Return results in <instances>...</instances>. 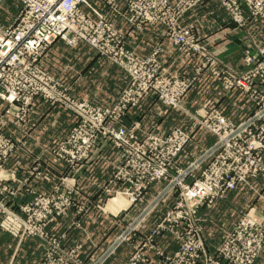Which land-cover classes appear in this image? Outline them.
<instances>
[{
    "label": "built area",
    "instance_id": "built-area-1",
    "mask_svg": "<svg viewBox=\"0 0 264 264\" xmlns=\"http://www.w3.org/2000/svg\"><path fill=\"white\" fill-rule=\"evenodd\" d=\"M93 1L104 7L107 14L118 16L134 30H141L148 24L162 28L164 33L172 28V17L191 4L190 0H179L173 5L167 0ZM218 1L231 13L239 27L251 19L264 22V0ZM19 2L21 8L12 25L0 28V104L8 108L7 113L14 109L20 114L22 124L37 100L70 113L73 120L66 136L51 150L53 160L64 170L58 182L48 194L34 189H29L26 194L25 189L24 193L30 199L18 210H13L9 204V197L14 195L8 183L13 176H2L3 166L15 153L16 147L0 133V230L20 242L37 240L43 247V255L36 264H84L77 255L81 249H64L62 242L65 236H49V228L67 217L70 211L77 215L85 213L84 206L77 207L80 194L73 176L108 146L116 154V163L112 165L99 158L112 168V174L98 190L101 194L128 198L123 211L138 205L143 208L128 224L125 235L117 239L119 244L94 264H101L123 242L132 240L148 219L161 207H166L165 201L171 197H174L173 204L165 208L142 246L148 245L154 250V239L170 235L180 249L173 257L159 253L164 263L195 264L198 253L203 250L200 233L204 215L201 216L200 211L207 213L238 186L250 187V183L257 179L264 181V92L260 91V87L264 89V48L258 50L257 55V51L245 53V68L241 70L244 76L235 79L225 70L218 77L222 93L219 90L216 95L214 110L204 114L198 112L190 117L199 129L213 138V142L199 147L196 157L181 166V158L193 143L191 134L176 129L167 134L146 131L138 135L137 129L125 126L122 120L129 110L139 106L150 95L170 110H182L180 104L187 92L211 62L204 60L192 79L169 75L155 57L141 59L125 51L123 34L108 22L107 14L100 13L88 0ZM164 33L163 36L167 35ZM169 40L175 42L178 51L190 56L202 52L195 35L176 31L171 32ZM57 41L71 47L84 43L128 76L127 84L112 108L78 102L58 79L41 69L44 54ZM184 47L191 52L184 51ZM229 77L233 81H229ZM232 93L243 97L242 100L238 98L240 102L247 101L252 105L251 111L238 122L228 119L225 106L218 105ZM27 174L39 178V164H34ZM25 185L26 181L22 180L21 186ZM150 190L156 193L149 200H144ZM247 215L250 214L246 213L244 217ZM52 237L56 239L50 241ZM221 245L217 250L221 263L254 264L264 250V224L255 220L240 223ZM150 263L151 259L144 252L136 253L125 264Z\"/></svg>",
    "mask_w": 264,
    "mask_h": 264
},
{
    "label": "crops",
    "instance_id": "crops-1",
    "mask_svg": "<svg viewBox=\"0 0 264 264\" xmlns=\"http://www.w3.org/2000/svg\"><path fill=\"white\" fill-rule=\"evenodd\" d=\"M88 1L93 3V5L95 4L93 0ZM0 2V28H3L11 24L18 11L19 2L18 4L16 3V0H0ZM13 4H16L15 10L11 6ZM120 5V11H122V4ZM99 9L104 14H107V11L104 7H101ZM108 15L109 14H107V17ZM110 16L114 25L123 33L127 34V46L128 48H133V46L136 47L135 52L137 53V55L141 57H146L151 53V51L157 48L160 50V53L158 55L159 62L164 67L167 66L172 71L183 73L184 75H187L189 72H191L192 69H194L198 65L196 58L187 59L182 63V57L179 54H176L170 44L166 40H164L162 36V28L146 26L143 27L141 31H136L134 29H130L126 25V23L118 16ZM183 22L184 24L195 23L198 33L202 37V40H204V43L207 42V40L209 39L220 38L219 41L211 43L208 49H210L211 52L216 51L218 48H220V50L224 49L220 52V56L218 54H215V58H217V60L220 61L222 64H229L231 66H233L234 63H239L238 69L242 68V64L239 61L241 57L240 43L238 39L240 37V33L234 31L233 24L231 23L229 17L227 16L226 12L220 7L216 0L205 1L194 11L188 13L185 16ZM247 31L251 35H255L259 40L264 41V22L254 19L249 20ZM49 49V52L45 54V57L40 62L41 69L51 75L54 74L61 78V80L66 83V86L68 85L67 87H70V95L75 100L86 102L89 105L99 108L110 107L115 102V99L119 94L118 91L121 90L119 89V86L121 87V82L124 84L126 83V76L119 69H117L115 66L110 65L107 61H104L105 59L97 57L96 54L89 47L84 46L83 44H79V46L75 48H70L64 43L57 41ZM71 55L77 58V61H75L76 63L79 64L81 61H85V64L79 66L76 63H73L74 60L70 62L69 57H71ZM63 61H67L68 63H65ZM63 65H66L65 70H63L62 68ZM208 70L214 73V75L216 74V72H214V69ZM208 70H206L202 74V76L199 78L198 83L201 84L200 86H203V88L206 87V89L203 90V92L198 88L197 92H192V90L189 92V94L186 95L183 100L185 102L186 109L190 110L192 113L198 111L197 109L200 108L201 102L204 101V99L201 100L202 98H206V96L212 95L213 92L217 90V88H219V82L216 77L212 78V80H207L208 78L206 77V73ZM94 71H98L97 73L100 74L99 79L101 78V74L103 75L102 82H104L105 84L104 87L110 84L109 81L116 80L119 85L118 88L114 87L115 89H112L109 94L102 92V96L105 95V97H100L98 99L91 98V85H89V81L87 82V78H89L91 73H93ZM62 72H66V74H64V76H59L58 74H61ZM70 72H73L72 79H69V75H67ZM78 85L82 87L81 92L79 93H77L76 91L78 90L75 89ZM239 100L238 95L231 94L229 97H224L222 100L219 101V103L220 105L223 104L225 106L227 114H231V112L238 111V115L242 113H247V111H249L247 110V108L239 107L241 104ZM189 102L190 104L191 102H196L198 104L197 106L192 108L188 105ZM157 103L158 102L152 97L145 99L140 105V110L137 111L139 112V115L135 114L136 110L129 111L126 117L124 118V123L128 125L132 122L138 121L141 124L142 129L148 130L153 127L160 128L161 122L156 123L155 126H152V124H149V126L143 125L145 119L149 118L152 115ZM169 113H171V111L165 110V112L160 113V115L157 116H163L162 119H164L167 117L166 114ZM183 116H185V118H187L189 122H191L190 117H187L186 115ZM72 120L73 117L70 115V113L57 108L49 107L40 100L34 102V105L32 106V109L27 116L26 122L23 124L13 121L12 118L9 116H3L2 111L0 112V128L4 126V130H7L8 132L14 135H19L20 133H22L23 138L20 140L21 144H27L28 146L30 145L32 151H35L37 153H44L48 150H51L56 145H54V143L58 139L62 137L64 138L68 132ZM200 132L202 131L199 128L195 129V131H192L193 136H196V140H198V138L200 137ZM201 135L206 136L207 134ZM194 141L191 145L187 147L180 162L188 159L186 158L187 156L191 157L193 151L191 152L190 150L194 149V146L195 148L197 146V143ZM212 142L213 138L211 137V141L208 145H210ZM197 148L199 147L197 146ZM34 155L28 156L27 154H21L16 152V158L9 159V161L5 164V169L9 170L13 168V170L16 171L15 184H20V193L24 194L22 195L24 199H20V202L29 199V196L25 195L24 193L25 190L21 187V180L26 177V171L34 165V163L32 162V160L34 159ZM95 158L96 159H94L92 163L88 164L78 174V178L80 177L79 180L87 181L93 186V190L90 192L92 197L91 199L93 200L97 199L99 195L101 196V193L98 188H102L112 174V168L103 161L99 160V158L105 159L112 165H114L116 163V154L111 147L107 146L102 150L100 154H97ZM52 159L50 162L51 165L48 166L44 165L43 163H39L41 172L40 182L38 184H35L32 183L33 180H31L30 183L35 186L37 190L41 193H44L43 191L49 190L54 184V180L58 179L62 171H64L62 167L59 166ZM253 189H257V192H255ZM81 198L85 202H89L90 199V197L86 196H81ZM18 202L19 201H17V203ZM90 202L92 201L90 200ZM215 205L216 206L213 209L207 212V216L205 217V220L202 223L204 231L208 227V231L211 232V235L206 234L208 240L217 241L219 238H221L220 236L226 232L227 228L230 229L234 225L230 218L225 220V217L221 215L223 213L222 209L225 212H229V216L234 215L235 212L238 215V213L250 209L251 211H254L256 219L264 224V181H262L261 179L252 181L250 183V190L246 187H238L234 192L229 193L226 196L225 201L223 199L221 201H218ZM92 210L94 212V209ZM103 210L104 212H106L105 208ZM161 210H163L164 213L165 209ZM130 211L122 215L119 219H122L123 221L125 218H127V215L130 213ZM204 214H206L204 213V210L200 211L201 216ZM88 218H85L82 221L84 227H87L88 224H90L91 222L93 224H95V222H100L96 224L99 227H101V225H103L102 227H104L107 224L102 223V219L99 218L100 220H98V218H95L94 216H92L91 220ZM159 218V215L156 217L152 216L140 227V231L138 233H142L143 230L147 232L150 231V229L154 226L155 222ZM112 223H114L113 226L116 224L113 220ZM55 227L56 225H54V227L52 228ZM213 227L215 230L213 229ZM215 231H218L219 233L216 235L217 237L215 236L214 239H211V237H214L212 233H214ZM203 239L204 243H207L205 235H203ZM93 240L96 239L93 238ZM30 241L31 239L23 241L20 247H24ZM32 241H36L34 243L38 246L37 240ZM12 242L15 245V242L0 230V247L2 249V254H5L4 258L6 259V261H8L10 257V246ZM154 242L156 247H165V253L172 252L176 248V241L170 235H167L164 238H156ZM150 256L152 257V261L150 264H162L159 258H155L153 254H151ZM121 261L119 264L123 262ZM255 264H264V250L261 256L255 262Z\"/></svg>",
    "mask_w": 264,
    "mask_h": 264
},
{
    "label": "rangeland",
    "instance_id": "rangeland-1",
    "mask_svg": "<svg viewBox=\"0 0 264 264\" xmlns=\"http://www.w3.org/2000/svg\"><path fill=\"white\" fill-rule=\"evenodd\" d=\"M16 1H17L16 3L18 4L19 0H16ZM167 1L169 3H172V5H173V4L177 3V1H179V0H167ZM200 1L201 0H199V1L197 0V1L193 2V0H190L189 1V2H191L190 5L184 6V9H183L182 12H179L177 16L172 17V20H171V23H172L171 27L172 28L167 30V31L165 30V33H167V35H165V36L162 35L164 40H166L170 44V46L172 47L173 51L176 54H179L182 57V59H183L182 63L184 61H186L187 59L196 58V60L198 62V65L194 69H192L191 72H189L187 75H184L183 73H178L176 71H172L167 66L164 67L158 60V55L160 53V50L157 49V48H155L153 51H151V53L148 56H146V57H141V56L137 55V53L135 52L136 51V47H134V46H133V48L129 47L130 48L129 49L128 46H127L128 45L127 44L128 43L127 42V34L123 33L121 30H119L114 25V23L112 22V19H111V16H110V15H112V13H110L108 15L107 20H108V22H111V24L115 27V29L119 30L123 34L122 36H124V43H125V49L124 50L125 51H127L129 53H132L133 55H135L136 57L141 58V59H147L149 57H155L157 63L161 65L160 67L165 69L169 75H177V76H179V77H181L183 79H192L195 76V73L198 72V70H196V69L200 68L204 64V62H205L204 60L208 59V61L211 62V64H207L206 67H205L206 69L203 68L204 70L199 73V76L196 79L195 85L189 89L187 94H189V92L192 91V90H193L192 92H197L198 89H200L203 92V90H205L206 87L203 88V86H200L201 84H198V83H199V78L202 76V74L206 70L214 69V72H216V74L214 75V73H212L210 70H208L207 73H206L207 74L206 77L208 78L207 80H212V78H215V77L218 79V77L220 75H222V72H224L225 70H226L227 74L230 73V74L233 75V77L235 79H238V78L244 76V74L241 73V70L245 68L244 67V65H245V56H246L245 53L247 51L256 53V51H257V53H256V55H257L258 54V50L264 48V41L259 40L255 35H251L247 31V26L249 24V21H245L244 26L243 27H239L238 24L236 23V21L234 20V17L232 18L231 13L226 11V9L221 5V3L218 0H216L218 2V4L220 5V7L226 12L227 16L229 17L231 23L233 24L234 31L240 33V37L238 39H239V43H240V54H241V57H240L239 61L242 64V68L238 69L239 63H234L233 66H231L229 64H222L220 61L217 60V58H215V54H218L220 56V52L222 50H224V49L220 50V48H218L216 51H212V52L210 51V49H208V47H209V45L211 43H214L215 41H219L220 38L209 39V40H207V42L204 43V40H202V37L198 33V30H197V27H196L195 23L184 24V22H183L185 16L188 13H191L198 6L202 5V3H204L203 1H202V3ZM0 4H1V2H0ZM11 6L15 10L16 4H13ZM94 7L100 13L103 14V12L99 9L101 7L98 8V4L97 3L94 4ZM20 8H21V6H20V2H19V8H18V11H17L16 15L19 13ZM16 15H15V17H16ZM15 17H14V19H15ZM89 17L96 21V19L93 18L92 15H89ZM14 19L12 20V22H11V24L9 26L12 25ZM9 26L3 27V28H7ZM146 26H150V25L145 24L144 27H146ZM128 27L130 29H132L130 26H128ZM154 27H157V26H154ZM141 30H136V31H141ZM176 31H179L180 33H187L188 36H191V35L194 36L195 35L199 39L197 42H200V47L202 48V52L204 54L201 52V54H196V55L190 56V55H188L186 53L178 51L176 49V47H175V42L169 40L170 36H171V32H176ZM163 33H164V30H163ZM60 42H62L65 45H67L63 41H60ZM79 44H82V43H78V44H76L73 47L68 46V45L67 46L70 47V48H75V47H78ZM83 45L87 46L84 43H83ZM184 48L187 49V50L184 49V51H190L191 52V50L189 48H187V47H184ZM47 52H49V51L47 50L45 54H47ZM45 54H44L43 58L45 57ZM96 56L99 57L98 55H96ZM69 59H70V62H72L74 60L73 63H76L75 61H77V58L75 56H72V55H71V57H69ZM104 61H107L110 65L115 66L117 69H119L111 61H109V60H104ZM63 62L68 63L67 61H63ZM76 64L79 65V66H82V65L85 64V61H81L79 64L78 63H76ZM180 64H181V62H180ZM219 67H221V68H219ZM62 68H63V70H65L66 65H63ZM120 71L126 76V83L124 84V83L121 82V87L118 85L116 80H114V81L112 80V81H109L110 84L106 85L105 86L106 88H105L104 87L105 84H104V82H102L103 75L101 74V78L99 79L100 74L97 73L98 71L97 72L94 71L95 73L94 72L91 73L90 77L87 78L88 79L87 82L89 81L90 82L89 85H91V94H90L91 98L98 99L100 97H105V95L102 96V92H105V93L109 94V92H111L112 89L113 90L115 89L114 87L118 88V86H119V89H121V90L118 91L119 94L117 95V98L115 99V102L110 107H107V108H104V109H110V108H112L114 106V104L118 100V97H119L120 93L122 92V90L124 89L125 85L127 84L128 76L122 70H120ZM44 72H46V71H44ZM47 74H49V73H47ZM64 74H66V72H62L61 74H58V75L59 76H64ZM49 75H51V74H49ZM67 75H69V79H72L73 72H70ZM51 76H53L54 78L58 79L61 82V84L64 85V87H66V88H68L70 90V87H67L68 85L66 86V83H64V81H62L61 78H59L57 75L53 74ZM229 81H233V80L230 79V77H229ZM218 82H219V80H218ZM220 82H219V88H217V90H215L212 95H208V96H206V98H202L201 100L204 99L203 102H201V100H200L201 106H200V108L197 109L198 111H196L195 113L194 112L192 113L190 110L186 109L184 101H182V103L180 104V108L182 110H170L161 101H158L155 96H153V95L148 96L147 98L152 97L158 103H157L156 108L153 111L152 115L149 118L145 119V121L143 122V125L144 126H149V124L150 125L152 124V126H155L156 123L161 122L160 128L153 127L151 129H148V130L142 129L141 124L138 121L132 122V123L126 125L124 123V118L126 117L127 114L123 117L122 122L127 127L133 126L135 129H137L138 130V135H140V134H142V132H146V131H154V133H156V134H167V133L171 132L172 130H176L177 129V130L185 131L187 134L189 133V134H191L193 136L192 131H195V129H197L198 126H197L196 122L193 121L191 118H190L191 122H189V120L187 118H185V116H183V115H186L187 117H192V116H195L198 112H199V114H201V113L204 114V112H208L209 113L212 110H214V107L217 105L216 104L217 101L215 99L216 95L219 92V90H220V93H222L221 92L222 90L220 89ZM78 86L75 88V89L78 90V91H76L77 93L81 92V88H82L80 85H78ZM260 91L264 92V89L262 87H260ZM233 94L234 93H232V95ZM238 98L240 100L243 99V97H241L240 95H238ZM78 102H81V101H78ZM83 103H86V102H83ZM240 103L241 104H240L239 107L247 108V110H249V111H247V113H242L240 115H238L239 111L238 112H231V114H227L226 113L225 115L228 117V119H232L231 121L238 122V121L242 120L251 111L252 105H251L250 102L246 101L245 103H242V102H240ZM246 103H248L249 105L246 104ZM141 104H142V102L140 103V105ZM197 104L198 103H196V102H191V104L189 102L188 105L193 108V107L197 106ZM140 105L135 107L134 109H131V110H136L135 114L139 115V112H137V111L140 110ZM218 105H220V104H218ZM0 107H1L0 112L2 111V115L3 116L4 115L5 116H9V117L12 118L13 121H15L17 123H21V121H19L20 120L19 119L20 118V114L15 113L14 109L8 110L9 112L7 113L6 111H7L8 108L4 104L1 105ZM164 109L166 111H171V113L166 114L167 117L162 119L163 116L159 117L157 115H160V113L165 112ZM131 110H129V111H131ZM3 127L4 126H2L0 128V133L3 135V137H5V139L10 141L12 143V145L16 147L15 153H13L12 156H10L8 158V160L5 162V164L9 161V159H12V158L15 159L16 158L15 157L16 152L17 153H21V154H27L28 156L29 155L32 156L35 153H37L35 151H32L30 145L28 146L27 144H21L20 140L23 138V134L22 133H20L19 135H14V134H11L10 132H8L7 130H4ZM200 130L202 132H204L202 129H200ZM202 132H200V133L206 135L205 132L204 133H202ZM201 134H199L200 137L198 138V140L195 139L196 136L195 137L191 136V137H192L193 141L195 139L194 142L197 143L198 147L203 148V147H206L210 143L211 137H209L207 135H206L207 136L206 137V136H203ZM13 136H15V137H13ZM62 139H63V137L58 139L54 143V145L55 144L57 145V143H59ZM197 146H196V148L194 146V149L190 150L191 152L193 151L191 157L187 156L186 158H188V159H186L185 161H182L181 162V166L182 165H186L187 163H189V161L193 160L196 157V154L198 153V151H200L197 148ZM51 150H48L47 152H44V153H39L38 152L37 154L34 155V157H33L34 159L32 160V162L34 164L43 163L46 166L51 165L50 162H51V159L53 158ZM5 164L3 166V172H2L3 174H2V176L7 177V174H10L11 176H13L11 178L13 180H10L9 183H8L10 185L9 187L12 190L13 195H14V196H10L9 197V202H10L9 204H10V206H11V208L13 210H18V207H20L26 201L28 202V200L20 202V199L21 200L24 199L22 197V195H24V194L20 193V184H15L16 183L15 182L16 181V178H15L16 171H14L13 168H11L9 170L5 169ZM263 165H264V162H263ZM30 168H32V167H30ZM27 173H28V170L26 171V174H25L27 179H22V180L26 181V185L25 186H21V187L24 190L26 189V194H27V191L29 189H31V190L34 189V190L38 191L37 188L35 186H33L32 184H30V183H31V180H33L32 183L38 184L40 182L41 178L40 177L39 178L32 177L31 175L29 176ZM73 178L76 179V181H77L78 191H79V194H80V197L77 200L78 202H76L78 204L77 207L84 206L85 209H86L85 213L81 214V215H77V214L74 213V211H70L68 213L67 217L57 221V223L55 224L56 225L55 228H52V227L49 228V231H50L49 236H53V237H56V238L57 237H61V236H65V240L62 242L63 246H64V249H67V250H76V249H78V251L81 249L80 252L77 255L82 259V262L84 264H94L97 260H99L101 258L102 259L105 258V256L108 253H110L112 251V249H114L116 247V244H119V241L117 239L119 237H122V236L125 235L126 228H127L128 224L132 221V219L135 217V215L143 207L138 205L135 208H131L132 210L131 209H128L127 211L119 210L118 212H116V214H111V213L109 214L107 211L104 212V210H103L105 208L104 205H106V202L108 203L109 201L114 200V198H115L114 194H110L109 195V194H104L103 193L100 196L99 193H98L99 197L97 199L93 200V199H91L92 197H91V193H90L93 190V186L87 181L79 180L80 177L78 178V175H74ZM54 181H55L54 182V184H55V183L58 182V179H56ZM53 185L51 186V188L53 187ZM24 187H26V188H24ZM238 187H244V186H238ZM245 187L250 190V187H247V186H245ZM51 188L49 190L43 191L44 192L43 194L50 193ZM254 191L257 192V189H255ZM155 193H156L155 190H150L149 196L146 195V199L144 198V200H149L150 199L149 197L154 195ZM81 196L90 197L89 202L88 201L85 202L84 200H82ZM226 196L224 197V201L226 199ZM171 198L172 199H166L165 202L167 204L164 205L166 207H161L160 209H165L169 205H171V203L173 204L174 197H171ZM127 199L128 198H126L125 200H127ZM90 200L92 202H90ZM17 201H19V202L17 203ZM127 205H128V202H127ZM215 206L216 205H214L211 209H213ZM92 209H94V212H93ZM82 210H83V208H82ZM129 211H130V213L127 215V218H125L123 221H122V219H119L122 215L128 213ZM222 211H223V213L221 215L225 217V220L230 218V220L234 223V225L230 229L227 228L226 232L223 233L220 236L221 238H219L220 240L218 239L217 240L218 242H217L216 240L213 241V240H208L207 239V235H211V232L208 231V227L204 231L203 224H202L201 225V233H200V235H201V238H202L201 240L203 242L202 243L203 244V250H201L198 253L199 254L198 255V259H197L195 264H224V263H221V261L219 260L218 251L217 250L219 249L220 246H222L221 244L223 243L225 237L229 234V232L232 231V229L236 225H238L240 223H244L245 224V223H248V222H251V221H254V220L258 221L256 219L255 215H254V211H251L250 209L242 211L241 213H238V215L235 212V214L232 215V216H229V212H225L223 209H222ZM162 213H163V210H160L156 215H154V217H156L158 215L161 216ZM246 213H249L250 215H247L246 217H244V214H246ZM92 216H94L95 218H98V220L102 219V223H107V224L104 227H102L103 225H101V227H99L96 224H98L100 222H95V224H93L91 222L90 224H88L87 227H84L83 224H82V221L85 218H88V217H89L88 219L91 220ZM206 216H207V213L204 214V216L202 217L203 220L201 221V223L204 222ZM112 220L116 223L114 226H113L114 223H112ZM110 221H111V224H110ZM72 223H73V225H71ZM76 226H78V227H76ZM213 229H214V227H213ZM139 231H140V229L136 232V235H134V238L132 240L130 239L128 242H126V241L123 242V244L120 245L111 256H109L107 259H104L101 264H119L121 260L123 261V262L121 261L122 262L121 264H125L126 262L128 263L129 260L132 258V256L135 255L136 253H142L143 254L144 252H145V255H147L149 257V259H151V261H152V257L150 255L153 254V256L155 258H159V260H161L162 264H165L164 260L162 259V257L158 256L159 253H161L163 256L173 257V256L176 255V253L180 249V246L176 243V248L172 252L165 253L166 252L165 251V249H166L165 247L164 248L163 247H156L155 242H154L155 239L153 240V248H154V250H152L150 248V246H148V245L142 246L144 241L146 239H149V236H150L149 232L150 231L147 232V231L143 230L142 233H138ZM3 233H5V232H3ZM218 233H219L218 231H215L214 233H212V235L214 237H211V239H214L215 236ZM5 234L8 237H10L15 242V245H14L13 242L11 243V246H10V257H9L8 261H6V259L4 258L5 254H2V249L0 247V264H36V263H38L40 261V259L42 258V255H43V247L38 243V241H37L38 246L34 243L36 241H32L33 239H31L30 242H28L24 247L21 248L20 246H21V243L23 241L20 242L19 239L13 238L7 233H5ZM203 235L206 236V241H207L208 245H207L206 242H205L206 244L204 243ZM53 237L50 239V241H54L56 239V238L54 239ZM93 238H95L96 240H93ZM139 242H141V243L139 244ZM79 246H81V247H79ZM16 257H17V259H16Z\"/></svg>",
    "mask_w": 264,
    "mask_h": 264
},
{
    "label": "bare ground",
    "instance_id": "bare-ground-1",
    "mask_svg": "<svg viewBox=\"0 0 264 264\" xmlns=\"http://www.w3.org/2000/svg\"><path fill=\"white\" fill-rule=\"evenodd\" d=\"M123 195H118L114 198V200H111L107 203L105 207V211L111 214H116L119 210L125 209L127 207V200L123 198Z\"/></svg>",
    "mask_w": 264,
    "mask_h": 264
}]
</instances>
